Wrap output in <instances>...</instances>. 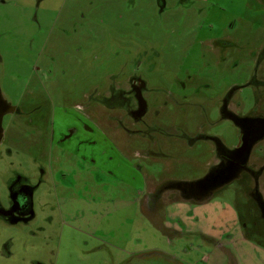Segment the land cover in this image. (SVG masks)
Listing matches in <instances>:
<instances>
[{"label": "rangeland", "instance_id": "obj_1", "mask_svg": "<svg viewBox=\"0 0 264 264\" xmlns=\"http://www.w3.org/2000/svg\"><path fill=\"white\" fill-rule=\"evenodd\" d=\"M0 56L2 89L14 102L24 88V95L33 90L37 100L47 98L58 106L57 88L70 91L83 84L80 78L72 79L67 74H76L82 67L79 63L86 58L93 83L90 88L101 95L107 85H117L132 75L136 62L144 69L146 64L142 63L149 61V88L155 91L148 94V99L154 100V109L163 108L159 120L165 125L174 113L189 134L196 136L201 115V136L219 139L232 150L239 138L240 123L251 116H264V62L260 75L252 80L256 64L264 59V0H0ZM64 70L69 77H58ZM38 82H44L45 90ZM84 86L87 87L85 83ZM225 101L236 122L223 118L220 107ZM15 120L8 121L7 142L0 146L1 205L7 203L6 187L12 170L18 168L19 174L32 176L33 164H53L50 177L35 194V220L20 227L0 220V245L13 242L12 257L0 256V264H112L108 256L96 250L97 242L85 249L92 256L79 253L72 241H79L83 247L82 239L86 237L74 240L62 227L66 222L90 231L92 221L94 226L102 224V218H98L102 215H93L96 211L109 217L103 228L114 235L108 234L104 241L132 254L156 252L150 259L140 261L120 251L118 264L231 263L219 249L213 252V246L188 252L186 240L156 224L159 216L155 214L156 222L151 220L154 217L145 214L139 201L144 193L133 187L141 182L138 173L131 174L127 168L123 172L127 190L120 203L116 192L107 190L106 195L95 188L100 182L116 187L120 182L111 177L100 182L98 178L88 179L77 170L90 168L89 162L75 159L63 150L64 146L53 148L50 155L47 142L31 133L27 124ZM171 138L180 139L176 135ZM65 146L74 151L75 144L67 142ZM97 146L81 145V151L97 156ZM176 151L168 152L167 172L161 167L152 169L144 159L130 164L147 166L159 181L192 183L206 175L216 143L201 139V159L198 143L195 148L184 149L181 157ZM12 153V157L8 155ZM263 158L264 144L254 148L251 166L259 168ZM59 171L69 175L67 180L59 177ZM238 181L234 172L220 173L208 207L195 210L201 213V229L211 238L219 240L220 232L236 225L231 204L248 201ZM82 183L87 188L80 199L77 190ZM70 187L74 191L68 192ZM261 192L264 193V181ZM208 195L201 191V196ZM186 205L188 212L197 207L196 203ZM245 208L249 211L250 207ZM240 225L244 234L236 235L230 247L235 264H263L264 223L242 219ZM252 243L259 245L257 252Z\"/></svg>", "mask_w": 264, "mask_h": 264}, {"label": "flooded vegetation", "instance_id": "obj_2", "mask_svg": "<svg viewBox=\"0 0 264 264\" xmlns=\"http://www.w3.org/2000/svg\"><path fill=\"white\" fill-rule=\"evenodd\" d=\"M136 54L138 58L140 51ZM1 62L2 57L0 56V64ZM263 62L264 59L256 64L252 80L260 75ZM142 64H146L144 69L141 64L136 62L133 65L132 75L123 79L117 85H114V83L107 85L101 95L90 88L93 83L91 72L87 73L90 69V67L88 68L90 62L86 58L79 63L82 67L77 69L76 74H67L64 70L61 75H58L60 78L71 76L70 78L75 79L78 77L83 82L81 87L70 91L57 88L58 106L52 105L47 98L37 100V95L33 90L30 91L28 96L24 95L23 93L27 90L24 88V92L22 91L23 93H20L17 101L14 102L5 94L0 81V146L7 142L8 121L18 119V121L24 122L31 128V133H37V136L39 134V137L47 142L50 155L53 148L64 146L63 150L75 159L89 162L90 168L85 169L83 166L82 168L79 167L80 170H77L88 179L95 180V178H98L100 182L102 178L111 177L120 182L118 187L105 182H100V186L95 187L101 189L106 195L107 190L116 192L120 197L119 200L121 201H118L120 203L124 201V194L127 190V186H123L125 183L123 172L127 168L131 174L136 175L138 173L141 182L137 186L133 185V187L137 188L141 194L144 193L139 201L145 210V214L154 217L151 220L156 222L155 217L159 216L160 219L156 224L165 232L169 231L172 236L186 240L188 242V248L186 249L188 252L193 249L200 251L201 247L205 246H209V248L213 246L215 248L213 252L219 249L228 256L230 264H235L232 250L230 246L225 244V242H231L234 239L231 232H220V239L216 240L199 231H188L185 223L180 218L174 217L173 214L184 204L196 203V205L201 206L211 202V198L214 196H212L214 183H217L219 174L234 172L239 179L238 182L244 187L243 189L248 198L247 203L243 202L236 206L231 204L235 213L240 217V221L242 219L248 221L249 219L253 223H264V193L261 192L262 182L264 181V164L259 168H255L250 163V156L254 153V148L256 146L263 147L264 144V116H251L240 123L239 138L232 150L225 148L219 139L201 136V115L196 136L189 134L183 123L174 118V113L169 115L170 120L165 125L162 120H159L160 111L163 108L154 109L157 107L152 105L155 103L154 100L150 101L148 99V94L155 91L149 88V74L147 73L151 71V64L149 61ZM66 74L69 76H66ZM84 83L87 87L84 86ZM38 84L39 87L43 86L42 89H44V82H38ZM220 111L223 118L236 122V117L229 111L227 101L221 104ZM174 126H178L179 129H175ZM112 131L117 133L118 137L113 136ZM173 135L180 137V139L173 140L171 138ZM201 139L216 143V151L212 153V163L208 165L209 168L202 180L200 177L192 183L185 181L173 182L171 180L159 181L158 178L156 180L152 177V173L148 172L147 166L137 165V163H135V166L130 164L131 161L144 159L150 162L152 169L161 167L163 172H167L170 166L166 161L169 150H177V155L181 157L184 155V152H182L184 149L195 148L198 143L201 159ZM67 142L75 144L74 151L65 146ZM95 144H98L97 148L100 149L96 152L97 156L94 152L88 154L81 151V145H88L91 148ZM245 145H247V151L243 153ZM130 146H133L134 150L128 149ZM90 150L92 151V149ZM180 151L181 153H178ZM8 155L12 157L14 153ZM52 164L50 161L42 162L40 165L33 164L35 173L32 176H25L24 173L19 174L18 168H15L12 172L10 170L13 176L6 187L8 193L7 203L2 206L0 202V220L12 227L28 225L35 220L36 214L33 209L35 194L39 191V188H42L41 186L47 180L46 178L50 177ZM58 175L64 180H67L69 176L62 171H59ZM74 176L78 178L79 175L74 174ZM131 178L136 179L135 176H131ZM139 186H141L140 189ZM80 187L77 191L80 199H82L84 198L83 190L87 188V184L83 185L82 183ZM190 188H193V190H190ZM69 189L68 192L74 191V188L70 187ZM62 191L64 190L62 189ZM201 191L209 192L208 197L201 196ZM101 198L104 197L101 196ZM106 203L108 204L107 201ZM107 204H104L103 207L105 208ZM246 205L250 207L249 211L246 210ZM120 211H122L121 208ZM96 212L93 215L98 217V214H101L102 216L98 218H102V224L94 226V221H92L91 226H88L91 229L90 231L66 222H63V230L69 232L74 240H77L78 237L81 240V236L86 237V239H82L84 241L83 247L80 246L79 241H72L76 243L77 251L82 255L89 256L90 252H86L85 249L93 242H97L96 250L108 256V260H111L112 264H118L116 261L117 254L120 251L124 253L126 250H120L118 246L115 247L104 241L103 237L108 234L113 235L112 230L108 232L103 228L105 220H108L109 217H105L106 215L98 211ZM63 230H61V234H63ZM240 230L244 234L242 225H240ZM12 247L13 242L11 240L1 243L0 256L2 259L12 257ZM126 254L132 256L133 259L144 261L150 259L152 255H156V252L147 250L136 254L126 252ZM158 254H162V252ZM119 263L125 264V262Z\"/></svg>", "mask_w": 264, "mask_h": 264}, {"label": "crops", "instance_id": "obj_3", "mask_svg": "<svg viewBox=\"0 0 264 264\" xmlns=\"http://www.w3.org/2000/svg\"><path fill=\"white\" fill-rule=\"evenodd\" d=\"M208 205H209V203H205L201 206L197 205L196 208L192 209L191 212L188 213V211L186 210L187 205L184 204L179 208V210L177 212H175L176 214H173V215H174V217L180 218L183 221V223H185L188 231H191V232L199 231V232H202L205 234V232L201 229V216H200L201 213L199 212V215H198V212L195 210L198 209L200 211L201 208L208 207ZM232 219L234 220V223L236 225L234 227L230 228L229 230H226V231L231 232L233 234V237H235L236 235H239L241 233L240 232L241 231L240 226H239L240 225V217H238L237 214L233 211ZM237 221H239V225L237 224L238 223ZM220 235L217 237L218 239H220ZM232 241L231 242H225V244L227 246L231 247ZM250 242H251V240H250ZM252 244H255V243H252ZM255 245H257V244H255ZM255 245H253L252 248L257 252L259 245H257V246H255Z\"/></svg>", "mask_w": 264, "mask_h": 264}, {"label": "water", "instance_id": "obj_4", "mask_svg": "<svg viewBox=\"0 0 264 264\" xmlns=\"http://www.w3.org/2000/svg\"><path fill=\"white\" fill-rule=\"evenodd\" d=\"M247 151V145L244 146L243 153Z\"/></svg>", "mask_w": 264, "mask_h": 264}]
</instances>
